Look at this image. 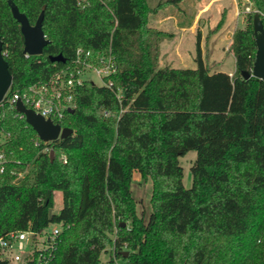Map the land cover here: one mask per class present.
<instances>
[{
    "label": "trees",
    "instance_id": "trees-1",
    "mask_svg": "<svg viewBox=\"0 0 264 264\" xmlns=\"http://www.w3.org/2000/svg\"><path fill=\"white\" fill-rule=\"evenodd\" d=\"M7 1L0 39L10 92L46 82L78 48L93 60L110 51L116 72L110 88L87 82L76 91L61 123L73 133L50 143L52 162L24 119L7 112L1 127L13 162L0 174V234L60 225L50 264H101L109 247L123 264H264V80L242 76L252 69L253 16L264 27V0H249L254 12L232 34L231 76L209 72L200 38L195 68L159 66L170 35L148 17L183 0H11L31 25L43 10L49 43L28 57ZM59 54L64 64L50 62ZM189 151L196 159L186 188L178 159ZM134 172L151 181L147 220L136 213ZM55 191L62 206L49 216Z\"/></svg>",
    "mask_w": 264,
    "mask_h": 264
},
{
    "label": "built area",
    "instance_id": "built-area-1",
    "mask_svg": "<svg viewBox=\"0 0 264 264\" xmlns=\"http://www.w3.org/2000/svg\"><path fill=\"white\" fill-rule=\"evenodd\" d=\"M245 7L247 9V6ZM1 55L5 59L7 53L2 49ZM25 56L28 57L27 54ZM115 72L116 66L110 51H107L104 57L93 60L90 51L78 48L74 59L55 71L46 82L32 84L23 91L10 92L11 86L9 87L0 101V127L9 111L14 110L17 116L24 119L23 115L15 110V104L20 101L25 108L63 128L61 123L66 119L68 110L75 108L76 91L87 82L95 85L94 79L101 81L98 86L110 88L112 82L106 79ZM9 140L10 133L1 127L0 174L5 173L8 165L13 162L11 153L5 150ZM40 142L43 152L49 155L53 150L50 147L51 142ZM10 173L17 178L21 177V173L16 174L14 171ZM61 231L60 225L52 224L51 227L39 228L36 231L26 229L3 232L0 234V263L50 264Z\"/></svg>",
    "mask_w": 264,
    "mask_h": 264
},
{
    "label": "rangeland",
    "instance_id": "rangeland-1",
    "mask_svg": "<svg viewBox=\"0 0 264 264\" xmlns=\"http://www.w3.org/2000/svg\"><path fill=\"white\" fill-rule=\"evenodd\" d=\"M165 0H147L149 6L154 7L158 2ZM185 3H182V2ZM180 6H167L159 10L155 14H151L148 17V26L154 24L157 20H168L171 15H178L183 18H199V28H204L207 32L205 38L201 40L202 58L209 72L217 69L231 70L233 59L230 52L231 34L238 29H244L246 26L245 15L252 10V5L249 2V6H244L243 0H183ZM203 6L200 13H197L193 6ZM204 12V13H202ZM219 34V35H216ZM167 40L170 38H166ZM165 40V39H164ZM166 40V41H167ZM169 41V40H168ZM193 49L190 54H183L182 61L185 66L196 67L195 63V38L191 39ZM167 45L170 43L167 42ZM165 48V46H164ZM169 46L165 49L168 52ZM164 49V50H165ZM167 62V61H166ZM160 65V64H159ZM162 66V65H161ZM110 78H108L109 80ZM95 85H100L101 81L94 79ZM196 159V152L189 151L186 155L179 157V164L183 169V185L188 188L191 185V173L190 168ZM131 191L134 200L136 201V213L143 215L144 220H147L151 212L150 197L152 191V185L150 180H144L137 173L132 175ZM53 207L51 212L56 214L62 206V195L60 192L55 191L52 193ZM124 223V222H123ZM125 224V223H124ZM126 225V224H125ZM51 227V225H49ZM113 239L114 237L111 236ZM124 252L125 249H124ZM112 259L114 264H123V261L119 258H115L112 253V247H109L107 251L100 256L101 264H108V261Z\"/></svg>",
    "mask_w": 264,
    "mask_h": 264
},
{
    "label": "water",
    "instance_id": "water-1",
    "mask_svg": "<svg viewBox=\"0 0 264 264\" xmlns=\"http://www.w3.org/2000/svg\"><path fill=\"white\" fill-rule=\"evenodd\" d=\"M7 3L12 17L20 26V32L23 37V53L28 56L41 55L43 48L49 43L42 30L43 10L39 14L36 22L31 25L26 16L19 12L17 6L11 0H8ZM246 5L247 7L249 6L248 3ZM252 31L256 45L254 62L251 72H243L242 76L244 79L255 77L264 80V27L258 14L253 16ZM2 49L3 42L0 39V101L11 86L12 81L7 61L1 55ZM49 60L52 63H65V58L61 54L57 56H49ZM15 110L17 113L23 115L25 123L35 132L40 141L55 142L62 140L73 133L70 128H60L59 124H54L50 119H44L31 109L25 108L20 101L15 104ZM72 112V109L68 110V113ZM49 159L51 162L54 159L53 150L49 153ZM51 214L52 212L49 210V216H51ZM121 226L124 227L125 224L121 223ZM123 254L126 255L127 252H123Z\"/></svg>",
    "mask_w": 264,
    "mask_h": 264
},
{
    "label": "crops",
    "instance_id": "crops-1",
    "mask_svg": "<svg viewBox=\"0 0 264 264\" xmlns=\"http://www.w3.org/2000/svg\"><path fill=\"white\" fill-rule=\"evenodd\" d=\"M192 1V0H189ZM182 3H185L184 1ZM179 3L178 6L182 5ZM244 6H247L245 2ZM190 8H194L197 13L203 11L204 8L202 5L198 4L190 5ZM204 13V12H202ZM179 15V14H178ZM178 15H171L168 20H157L154 24H151V28L157 29L159 31L166 32L170 35V39H165L160 43L159 47V66L160 67H169V68H177V69H192L191 66H185L182 61L183 54H190L193 49V44L191 43V39L195 38V42L197 38H200V49H201V40L205 38L207 34L204 28H199L198 21L199 18L187 19L186 17H179ZM216 35H219L216 33ZM220 36V35H219ZM232 37V34H231ZM167 40V41H166ZM170 44L167 45L166 43ZM169 46V51L167 52L164 48ZM165 49V50H164ZM202 54V49H201ZM231 57L233 59L232 69L231 70H223L217 69L212 71L215 72H224L231 76L235 70V59L231 53ZM167 61V62H166ZM204 61V60H203ZM162 65V66H161Z\"/></svg>",
    "mask_w": 264,
    "mask_h": 264
}]
</instances>
